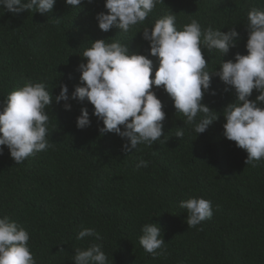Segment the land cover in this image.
I'll use <instances>...</instances> for the list:
<instances>
[{"label":"trees","instance_id":"16d2710c","mask_svg":"<svg viewBox=\"0 0 264 264\" xmlns=\"http://www.w3.org/2000/svg\"><path fill=\"white\" fill-rule=\"evenodd\" d=\"M104 3L85 0L72 8L56 0L52 12L43 15L34 9L13 15L0 8V102L25 80L46 82L53 98L59 85L67 84L71 95L81 83L82 53L97 39L125 42L130 52L148 55L149 44L138 32L168 14L176 15L178 30L192 19L225 32L235 27L240 38L224 57L234 61L236 53L247 54L248 12L264 10V0H164L142 25L127 33L117 27L105 33L95 18L106 11ZM149 58L154 79L159 60ZM205 58L210 72L223 61L215 51L205 50ZM226 87L212 77L215 95L206 93L203 103L218 119L197 135L163 88L154 86L166 113L165 136L127 154L118 135L100 134L102 121L91 116L90 103L73 100L67 111L53 99L46 109L52 147L20 164L6 146L0 155V216L29 232L37 264H74L76 249L92 243L102 245L108 264H264V161L246 164V151L223 135V110L236 100ZM256 95L254 90L251 99ZM85 106L92 122L80 130L76 121ZM177 131L184 138L176 137ZM141 158L148 167L137 169ZM193 197L211 201L213 216L189 228L179 202ZM146 223L162 229L161 255L153 257L139 243ZM84 228L95 229L101 239L78 240Z\"/></svg>","mask_w":264,"mask_h":264},{"label":"clouds","instance_id":"9594fccd","mask_svg":"<svg viewBox=\"0 0 264 264\" xmlns=\"http://www.w3.org/2000/svg\"><path fill=\"white\" fill-rule=\"evenodd\" d=\"M65 3L78 8L85 0H65ZM159 3L164 0H105L106 11L97 13L95 18L105 33L113 27L127 33L142 25ZM55 4L56 0H0V8L13 15L33 9L43 15L52 12ZM247 19V54L236 53L234 61H225L224 57L240 38L235 27L225 32L211 25L202 27L198 20L192 19L178 30L175 14L165 15L152 27L138 32L149 44L148 55L130 52L125 42L94 40L82 53L86 62L78 66L81 83L71 95L67 84L59 85L60 92L53 98L46 82L25 80L22 87L9 92L0 102V155L6 146L15 164H20L52 147L47 139L50 121L46 109L53 99L57 104L63 102L67 111H71L73 100L90 103L91 116L102 121L100 134L118 135L125 154L141 144L152 147L165 136L166 119L154 86L163 88L173 100L177 114L185 117V124L192 125L197 135L202 134L218 119L215 111L203 103L206 93L211 91L215 95L211 84L216 76L227 86L226 91L234 90L236 96L235 102L223 110L226 119L223 135L246 151V164L255 166L264 161V10L252 8ZM205 50L223 56L221 65L213 72L207 70ZM149 56L159 60L154 79L153 60ZM254 90L258 95L251 99ZM91 122L88 107H82L77 128L86 129ZM175 136L184 138V132L177 131ZM148 164L141 158L136 167L147 168ZM179 206L187 210L189 228H196L213 216L211 201L202 197L182 200ZM161 230L155 223L141 227L139 243L153 257L163 253L165 240L161 238ZM86 237L101 239L92 228H84L77 235L78 240ZM29 242L30 234L25 228L7 216H0V264H37ZM73 260L74 264H108L102 245L96 243L76 249Z\"/></svg>","mask_w":264,"mask_h":264}]
</instances>
